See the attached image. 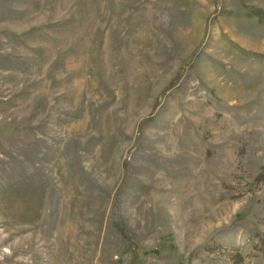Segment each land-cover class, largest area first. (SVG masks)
<instances>
[{
	"label": "rangeland",
	"instance_id": "1",
	"mask_svg": "<svg viewBox=\"0 0 264 264\" xmlns=\"http://www.w3.org/2000/svg\"><path fill=\"white\" fill-rule=\"evenodd\" d=\"M0 264H264V0H0Z\"/></svg>",
	"mask_w": 264,
	"mask_h": 264
}]
</instances>
